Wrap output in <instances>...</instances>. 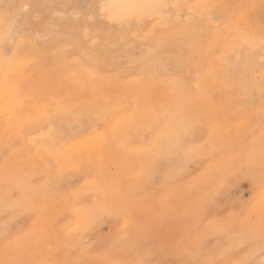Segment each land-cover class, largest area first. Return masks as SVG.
<instances>
[{"label":"rangeland","instance_id":"obj_1","mask_svg":"<svg viewBox=\"0 0 264 264\" xmlns=\"http://www.w3.org/2000/svg\"><path fill=\"white\" fill-rule=\"evenodd\" d=\"M139 4L0 0V260L264 261V0Z\"/></svg>","mask_w":264,"mask_h":264},{"label":"snow or ice","instance_id":"obj_2","mask_svg":"<svg viewBox=\"0 0 264 264\" xmlns=\"http://www.w3.org/2000/svg\"><path fill=\"white\" fill-rule=\"evenodd\" d=\"M254 101L250 102L249 107L254 108ZM259 126H260V139L262 144V153H261V161H260V167L262 172H264V91H262L261 94V109H260V115H259ZM255 129H252L249 135H254ZM171 137H174V143L171 145H165L163 142L161 143V150L164 152H168L169 150L173 151L176 154H179L181 151L185 150V145L188 143L186 136H180L176 134L175 132L170 134ZM145 139H149V137H145ZM151 142V141H150ZM169 163V161L165 158L160 159L157 161V167L163 168L165 164ZM10 233V228L6 227L5 230V237L7 238ZM258 246L260 248V255L264 257V218L261 219L259 224V234L254 237H245L241 243H239L234 248H231L228 250L229 255L238 254L241 252L246 253L247 250H251L252 248ZM7 254V253H6ZM0 264H24L23 261L15 260V259H4L0 260ZM99 264H111V262L108 261H102L99 262ZM138 264H148L147 261H139ZM210 264H230L229 261H222V260H215L210 262ZM236 264H253V262L249 259H241L236 262ZM262 264H264V261H262Z\"/></svg>","mask_w":264,"mask_h":264},{"label":"bare ground","instance_id":"obj_3","mask_svg":"<svg viewBox=\"0 0 264 264\" xmlns=\"http://www.w3.org/2000/svg\"><path fill=\"white\" fill-rule=\"evenodd\" d=\"M21 2H22V1H21ZM23 3H24V2H23ZM17 4H18V3H17ZM15 5H16V4H15ZM161 5H165V3H162ZM145 6H146V0H140L139 8H140V7H145ZM16 7H17V6H16ZM20 7H21V5H20ZM17 8H18V7H17ZM12 10H13V8H12ZM8 11H9V10H8ZM3 13H4V12H3ZM15 31H16V29H15ZM254 33H255V32H254ZM35 35H37V34H35ZM13 36H14V35H13ZM245 36H246V35H245ZM258 36H259V35H258ZM193 37H194V36H193ZM253 37H254V36H253ZM254 38H255V37H254ZM194 39H196V38H194ZM194 39H193V40H194ZM246 39H247V38H246ZM250 39H251V40L253 39V38H251V34H250ZM240 40H241V39H240ZM249 41H250V40H249ZM252 42H253V41H252ZM262 42H263V41H262ZM245 44H246V43H245ZM249 44H251V41H250ZM246 45H247V44H246ZM240 46H241V45H240ZM253 46H254V45H253ZM253 46H252V47H253ZM259 46H260V43H259ZM241 47H242V46H241ZM247 47H248V45H247ZM235 49H236V48H235ZM239 49H240V48H239ZM240 50H241V49H240ZM254 50H255V48H254ZM233 51H234V49H233ZM249 51H250V50H249ZM235 52H236V51H235ZM237 52H238V51H237ZM44 53H45V52H44ZM44 53H42V54H44ZM183 53H184V59L187 58V56H188L187 51H186V52H183ZM232 53H233V52H232ZM248 53H249V52H248ZM28 54H29V53H28ZM42 54H41V55H42ZM156 54H159V53H156ZM38 55H39V54H38ZM48 55H49V54H48ZM240 55H241V54H240ZM45 56H46V55H45ZM154 56H156V55H154ZM157 56H158V55H157ZM232 56H233V55H232ZM40 57H43V56H40ZM49 57H50V56H49ZM182 58H183V57H182ZM237 58H238V57H237ZM246 58H247V57H246ZM36 59H37V58H36ZM49 59H50V58H49ZM179 59H181V58H179ZM249 60H250V59H249ZM251 61H252V60H251ZM32 62H33V61H32ZM34 62H35V60H34ZM233 62H235V60H234ZM240 62H241V61H240ZM227 63H229V62H227ZM249 63H251V62H249ZM32 64H34V63H32ZM32 64H31V65H32ZM39 64H41V62L37 64V67H38ZM114 64H115V63H114ZM239 64H240V63H239ZM246 64H247V63H246ZM253 64H254V63H253ZM253 64H252V66H253ZM41 65H42V64H41ZM240 65H241V64H240ZM33 66H34V65H33ZM39 66H40V65H39ZM243 66H244V65H243ZM245 66H246V65H245ZM227 67H228V66H227ZM239 67H240V66H239ZM255 67H256V66H255ZM181 68H182V67H181ZM240 68H241V67H240ZM258 69H259V68H258ZM181 70H182V69H181ZM183 70H184V69H183ZM241 70H242V68H241ZM262 70H263V69H262ZM59 71H60V69H59ZM249 71H250V69H249ZM243 72H244V71H243ZM245 73H246V72H245ZM248 73H249V72H248ZM251 73H252V72H251ZM62 74H63V73H62ZM60 75H61V74H60ZM60 75H59V77H60ZM63 76H64V74H63ZM61 77H62V76H61ZM59 79H60V78H59ZM175 84H176V83H175ZM38 86H40V85H38ZM247 86H248V85H247ZM250 87H251V86H250ZM243 88H244V87H243ZM240 89H241V87H240ZM242 90H243V89H242ZM249 90H251V89H249ZM249 90H247V91H249ZM55 91H56V90H55ZM234 91H235V90H234ZM237 92H238V91H237ZM251 92H252V91H251ZM251 92H250V93H251ZM244 93H245V92H244ZM242 94H243V93H242ZM58 95H60V94H58ZM255 95H256V94H255ZM252 100H253V99H252ZM170 106H171V105H170ZM256 107H257V106H256ZM256 107H255V108H256ZM204 114H206V113H204ZM249 117H250V116H249ZM180 118H181V117H180ZM211 119H212V118H211ZM249 119H250V118H249ZM251 119L253 120L252 117H251ZM251 119H250V120H251ZM246 120H248V119H246ZM191 122H193V121L191 120ZM248 122H249V121H248ZM197 123H198V122H197ZM253 123H254V122H253ZM201 124H202V122H201ZM210 124H211V123H210ZM248 124H249V123H248ZM254 124H256V123H254ZM203 125H204V123H203ZM204 126H205V125H204ZM206 127H207V126H205V128H206ZM246 127H247V126H246ZM251 127H252V126H251ZM209 128H210V127H209ZM247 128H249V127H247ZM252 128H253V127H252ZM243 130H244V129H243ZM243 130H242V131H243ZM248 130H249V129H248ZM205 131H206V130H205ZM241 133H242V132H241ZM213 134H214V133H213ZM197 135H198V134H197ZM199 135H200V134H199ZM242 135H245V133L242 134ZM196 137H197V136H196ZM201 138H202V137H201ZM198 140H199V139H198ZM206 140H207V138L205 139V141H206ZM196 141H197V140H196ZM196 141H195V142H196ZM208 141H210V140H208ZM208 141H207V142H208ZM195 142H194V143H195ZM198 142H199V141H198ZM198 142H196V143L198 144ZM203 142H204V141H203ZM251 142L254 143V145H255V141H252V140H251L250 143H251ZM192 143H193V142H192ZM194 143H193V144H194ZM215 143H216V141H215ZM187 144H189V143H187ZM187 144L185 145V147H187V149H188L189 145H187ZM205 144H206V143H205ZM208 145H209V144H208ZM214 145H215V144H214ZM190 146H191V145H190ZM220 146H221V145H220ZM199 147H201V145H200ZM215 147H216V146H215ZM248 147H249V146H248ZM2 148H4V147H2ZM190 148H191V147H190ZM202 148H203V147H202ZM220 148H221V147H220ZM242 148H243V147H242ZM250 148H251V147H250ZM253 148H254V146H253ZM261 148H262V147H261ZM200 149H201V148H200ZM207 149H208V148H207ZM213 149H214V148H213ZM213 149H212V150H213ZM243 149H244V148H243ZM191 150H192V149H191ZM201 150H202V149H201ZM258 150H259V149H258ZM193 151L196 152L195 147H194ZM199 151H200V150H199ZM205 151H206V150H205ZM246 151H247V149H246ZM253 151H255V154H253L254 157H257L256 159H260V158H261V154L259 155V154L257 153L258 151H256V146H255V148L253 149ZM260 151H261V150H260ZM194 152H193V153H194ZM202 152H203V151H202ZM211 152H212V151H211ZM213 152L215 153V151H213ZM247 152H248V151H247ZM247 152H246V153H247ZM104 153H105V152H104ZM171 153H173V151H172ZM203 154H204V152H203ZM104 155H105V154H104ZM172 155H173V154H172ZM189 155H191L190 152H189ZM195 155H196V154H195ZM195 155H192V156L194 157L193 159L196 158ZM204 155H205V154H204ZM206 155H207V154H206ZM206 155H205V156H206ZM211 155H212V154H211ZM106 156H107V155H106ZM164 156H165V155H164ZM192 156H190V159L192 158ZM217 156H219V155H217ZM239 156H240V155H239ZM242 156H243V154H242ZM242 156H240L241 160H242ZM244 156H245V155H244ZM174 157H175V155H174ZM198 157H200V152H199V156H198ZM214 157H215V156H214ZM251 157H253V156H251ZM251 157H250V158H251ZM175 158H176V157H175ZM216 158H217V157H216ZM238 158H239V157H238ZM250 158H249V160H250ZM166 159H167V158H166ZM186 159H187V158H186ZM190 159H189V160H190ZM207 159H208V158H207ZM213 160H214V158H213ZM216 160H218V159H216ZM216 160H215V161H216ZM255 161H256V160H254V163H255ZM260 161H261V160H260ZM260 161H259V162H260ZM220 162H221V161H220ZM220 162H219V163H220ZM239 162H240V161H239ZM175 163H176V162H175ZM213 163H214V162H213ZM181 164H182V163H181ZM201 164H202V162H201ZM230 164H231V163H229V165H230ZM244 164H245V163H244ZM174 165H175V164H174ZM215 165H216V164H215ZM241 165H242V163H241ZM253 165H254V166H253ZM259 165H260V163H258V166H259ZM24 166H25V164H24ZM171 166H172V165H171ZM198 166H199V165H198ZM226 166H227V165H226ZM258 166L256 167L255 164H253V163H251V164H246L245 167L242 166L243 169H242L241 172H243V171L246 172V173L254 172L256 169H258ZM103 167H104V166H103ZM164 167H165V166H164ZM173 167H174V166H173ZM259 167H260V166H259ZM165 168H166V167H165ZM175 168H178V167H175ZM181 168H182V167H181ZM237 168H238V167H237ZM103 169H104V168H103ZM167 169H168V168H167ZM239 170H240V168H239ZM172 171H173V170H172ZM172 171H171V172H172ZM174 171H175V170H174ZM174 171H173V172H174ZM164 172H165V170H164ZM166 172H168V171H166ZM237 172H238V171H237ZM244 172H243V173H244ZM158 173H159V177H160V171H159ZM258 173L260 174L261 172H258ZM78 174H80V173H78ZM172 174H173V173H172ZM232 174H233V173H232ZM234 174H236V172H235ZM234 174H233V176H232V175H231V176L234 177ZM252 174H253V173H252ZM255 174H256V172H255ZM255 174H254V175H255ZM262 174H263V173H262ZM103 175H104V174H103ZM240 177H241V175H240ZM252 177H253V176H252ZM109 178H110V177H109ZM209 178H210V177H209ZM214 178H215V177H214ZM262 178H263V177H262ZM148 179H150V178H148ZM215 179H217V178H215ZM146 180H147V179H146ZM225 180H226V178H225ZM143 182H144V181H143ZM148 182H149V181H148ZM218 182H219V181H218ZM234 182H235V181H234ZM234 182H233V183H234ZM255 182H256V181H255ZM199 183H200V182H199ZM58 185H59V184H58ZM234 185H235V183H234ZM231 187H232V186H231ZM43 188L47 189V187H43ZM147 188H148V187H147ZM214 189H215V188H214ZM145 190H146V189H145ZM157 190H158V189H157ZM192 190H193V189H192ZM141 191H142V190H141ZM217 191H218V190H217ZM217 191H216V192H217ZM228 191H229V190H228ZM228 191H227V192H228ZM223 193H224V192H223ZM223 193H222V194H223ZM233 193H234V192H233ZM210 194H211V193H210ZM212 194H213V193H212ZM215 194H216V193H215ZM224 194H225V193H224ZM213 195H214V194H213ZM261 195H262V194H261ZM201 196H202V195H201ZM218 196H219V194H218ZM257 196H258V195H257ZM188 197H189V196H188ZM205 197H207V196H205ZM210 197H211V196H210ZM221 198H222V197H221ZM221 198H219V200H220ZM230 198H231V196H230ZM234 198H235V196H234ZM238 198H239V197H238ZM258 198H259V197H258ZM258 198H257V199H258ZM198 199H199V198H198ZM211 199H212V198H211ZM217 199H218V198H217ZM224 199H226V198H224ZM228 199H229V198H228ZM255 199H256V197H255ZM207 200H208V199H207ZM238 200H239V199H238ZM212 201H213V199H212ZM212 201H211V202H212ZM220 201H221V200H220ZM229 201H230V200H229ZM229 201H228V202H229ZM136 202H138V201H136ZM192 202H193V201H192ZM206 202H207V201H206ZM223 202H225V201H223ZM228 202H227V203H228ZM234 202H235V201H234ZM251 202H253V201H251ZM130 203H131V202H130ZM130 203H128V204H130ZM199 203H200V201H199ZM207 203H208V202H207ZM236 203H237V202H236ZM209 204L211 205V203H209ZM221 204H222V203H221ZM223 204H224V203H223ZM223 204H222V205H223ZM130 205H131V204H130ZM195 205H196V204H195ZM205 205H206V203H205ZM212 205H213V204H212ZM177 206H179V205H177ZM200 206H201V205H200ZM220 206H221V205H220ZM124 207H126V206H124ZM124 207H123V208H124ZM129 207H130V206H129ZM195 207H196V206H195ZM209 207H210V206H209ZM209 207H208V208H209ZM211 207H212V206H211ZM218 207H219V206H218ZM196 209H197V208H196ZM112 211H113V210H112ZM224 211H225V210H224ZM244 211H245V210H244ZM119 212H120V211H119ZM244 213H245V212H244ZM248 213H249V211H248ZM253 213H254V212H253ZM233 214H234V213H233ZM249 214H250V213H249ZM255 214H256V213H255ZM230 215H231V213H230ZM250 215H251V214H250ZM257 215H259V214L257 213ZM245 216H246V215H245ZM255 216H256V215H255ZM260 216H261V215H260ZM176 217H177V216H176ZM220 217H221V216H220ZM239 218H240V217H239ZM248 218H249V217H248ZM229 219H231V217H230ZM116 220H117V219H116ZM233 220H234V219H233ZM108 221H109V220H108ZM230 221H232V220H230ZM255 221H256V220H255ZM255 221H254V222H255ZM257 221H258V220H257ZM257 221H256V222H257ZM115 222H116V221H115ZM115 222H114V223H115ZM240 222H241V221H240ZM259 222H260V221H259ZM225 223H226V222H225ZM237 225H238V224H237ZM247 225H248V224H247ZM109 226H110V225H109ZM111 226H112V223H111ZM111 226H110V227H111ZM114 227H115V226H114ZM195 228H196V227H195ZM251 228H252V227H251ZM252 229H253V228H252ZM112 230H113V229H112ZM257 230H259V228H258ZM257 230H256V231H257ZM239 231H240V230H239ZM243 231H244V230H243ZM229 232H230V231H229ZM235 232H236V231H235ZM252 232H253V231H252ZM235 234H238V235H239V232H238V233H235ZM235 234H234V235H235ZM241 234H242V233H241ZM254 235H256V234H254ZM257 235H258V234H257ZM224 236H225V235H224ZM232 236H233V235H232ZM237 237H238V239H239V236H237ZM229 238H230V236H229ZM110 239H111V238H110ZM232 239H233V238H232ZM240 239H242V238H240ZM113 240H114V239H113ZM228 240H229V239H228ZM227 242H228V241H227ZM230 242H231V241H230ZM236 242H237V241H236ZM187 243H188V242H187ZM227 244H228V243H227ZM225 246H226V245H225ZM221 247H222V246H221ZM188 248H189V247H188ZM257 248H258V247H257ZM114 250H116V247L114 248ZM219 253H220V252H219ZM242 255L244 256L245 254L242 253ZM203 256H204V255H203ZM253 258H255V257H253ZM255 259H256V258H255ZM256 260H257V259H256ZM236 262H237V261H236Z\"/></svg>","mask_w":264,"mask_h":264}]
</instances>
